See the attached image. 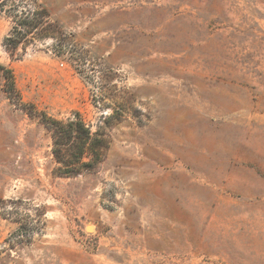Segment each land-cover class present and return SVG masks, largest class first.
<instances>
[{
    "label": "rangeland",
    "instance_id": "1",
    "mask_svg": "<svg viewBox=\"0 0 264 264\" xmlns=\"http://www.w3.org/2000/svg\"><path fill=\"white\" fill-rule=\"evenodd\" d=\"M0 64V264H264V0H5Z\"/></svg>",
    "mask_w": 264,
    "mask_h": 264
},
{
    "label": "trees",
    "instance_id": "2",
    "mask_svg": "<svg viewBox=\"0 0 264 264\" xmlns=\"http://www.w3.org/2000/svg\"><path fill=\"white\" fill-rule=\"evenodd\" d=\"M5 0H0V8H3ZM18 33L20 34V31H18ZM19 40H17V38H12V35L10 36H6L4 38V43L7 45H12L13 47H15L18 44ZM0 78L4 79L5 83L7 84V89L9 91L10 94H14L15 91V84H14V78L11 72V69L6 68L5 66H3L2 64H0ZM75 124L76 126V131H78L80 134H82V132H85V137L88 138V132L87 130H84L81 126V124H79L78 122H70L68 125L70 127H72ZM54 154L56 155V157H60V151L55 149L54 150ZM87 165V164H85ZM70 171H72L70 169Z\"/></svg>",
    "mask_w": 264,
    "mask_h": 264
}]
</instances>
